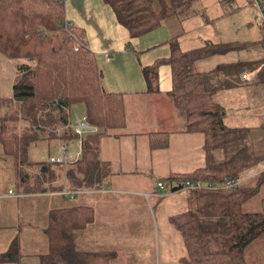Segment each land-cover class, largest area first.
I'll return each instance as SVG.
<instances>
[{
  "label": "trees",
  "instance_id": "trees-1",
  "mask_svg": "<svg viewBox=\"0 0 264 264\" xmlns=\"http://www.w3.org/2000/svg\"><path fill=\"white\" fill-rule=\"evenodd\" d=\"M198 1L104 0L133 39L183 16ZM261 2L264 6V0ZM66 21L65 0H0V54L21 62L12 97H0V146L13 164L19 195L47 193L53 190L48 186L64 175L72 190L90 187V178L100 165L101 138L126 127L124 95L105 89L103 71L89 49L85 31ZM254 45L235 42L183 52L174 38L170 41L171 56L144 68L147 93L155 94L160 90V67H171L170 95L185 113L186 133L205 136L206 167L170 176L165 182L177 184L173 192H182L181 184L187 181L217 186L227 180L241 181L245 172L264 163V155H255L247 144L250 131L229 128L223 107L214 100L217 92L237 85L236 80L222 78L241 74V66L223 65L207 73L196 69L202 59ZM79 106L99 132L83 139L70 131L59 134L58 130L70 122L72 109ZM79 139L82 157L70 162L68 169L49 160L31 159V148L39 142L51 147L58 141L67 144ZM149 140L153 150H164L170 145V134L151 133ZM263 185L264 172L255 185L242 183L237 190L183 191L188 194V211L173 217L171 223L185 239L186 264H264V253L256 252L264 244V200L258 213L243 210ZM94 221V211L88 207L52 211L46 229L50 252L41 264H99L100 255L79 253L73 241L77 232ZM20 259L15 242L0 256V264H18Z\"/></svg>",
  "mask_w": 264,
  "mask_h": 264
},
{
  "label": "crops",
  "instance_id": "crops-1",
  "mask_svg": "<svg viewBox=\"0 0 264 264\" xmlns=\"http://www.w3.org/2000/svg\"><path fill=\"white\" fill-rule=\"evenodd\" d=\"M199 1L198 9L193 7L183 16L167 20L156 31L133 39L104 0H65L67 21L85 31L89 49L103 71L105 89L124 95L126 127L116 135L101 138L100 165L90 178V187L72 190L66 175L48 186L53 190L43 194L19 195L17 187L7 191L0 187V256L18 242V264H41L42 257L50 252L46 234L50 213L88 207L94 211L95 221L74 235L79 253L100 255L99 264H186L185 239L171 219L188 211V194L184 198L182 194L187 192H173L177 184L165 180L206 167L205 136L186 133L185 113L174 105L170 95L171 67H160V90L155 94L147 93L144 68L168 59L174 38L183 52L210 45L254 43L250 49L202 59L196 69L199 71L198 65H203L199 72L207 73L223 65L241 66V74L222 78L236 80L237 85L217 92L214 100L225 111L226 125L249 130L247 144L251 152L264 155V21L259 19L260 11L253 0ZM248 13L252 16L249 20ZM14 61L15 79L21 62ZM244 75L248 79H243ZM158 132L170 134L167 149L151 148L149 135ZM7 163L16 186L13 164L10 160ZM263 172L264 167L241 181L247 184ZM160 183L164 189L159 188ZM10 191L18 197L10 196ZM169 199H175L177 209L157 216L155 206L163 201L165 205L173 204ZM144 225L153 232L150 240L147 238L149 250L130 246L135 238L118 235L115 227L123 226L128 232ZM33 232L36 237L24 238ZM37 241L41 249L29 250L28 246H36Z\"/></svg>",
  "mask_w": 264,
  "mask_h": 264
},
{
  "label": "rangeland",
  "instance_id": "rangeland-1",
  "mask_svg": "<svg viewBox=\"0 0 264 264\" xmlns=\"http://www.w3.org/2000/svg\"><path fill=\"white\" fill-rule=\"evenodd\" d=\"M200 2V1H199ZM196 3L194 5L195 9H198L199 7H197V5L199 4ZM196 6V7H195ZM157 9L159 8L158 6V2L156 5ZM191 10V9H190ZM249 16L248 20L251 19V15L250 13H248ZM14 63L15 61L12 59H8L6 57H4L3 55L0 54V97H4V98H11L13 95V84H14ZM205 64V63H203ZM211 64V63H210ZM198 70L200 71V69L203 67V65H198ZM72 113L73 114H79V115H83L85 114V109L83 106H79L76 108L72 109ZM80 141L79 140H74L73 144H69V148H70V152L71 153H78L80 151V146H79ZM56 145L55 146H51L48 147V145L45 142H39L37 144H35L32 148H31V159L33 161H37V162H41V161H46L49 159V154L52 155H56ZM8 160L3 152V148L2 146H0V187H3V191H7V189L9 188H15L16 186L14 185V182L12 181V171H11V167L8 165ZM264 167V163H261L260 165H258V167L254 168L253 170H249L248 172H245L242 176V179H244L248 173H252L255 172L257 170H260ZM168 183V182H167ZM247 186H253L255 185V180L251 181L249 183L246 184ZM161 194V193H160ZM187 193L182 194V196L185 198ZM264 200V185L261 187L260 191L258 192V194L256 196H254L253 198H251L250 200H248L243 207V210L245 213H258L262 210V202ZM169 203H173L171 205H165L164 201L161 203V205L158 207L155 206V210L157 213V216H161L162 212H164L165 214L169 213L172 211V209H177L176 207V202L175 199H169L168 201ZM179 204V203H178ZM161 213V215H160ZM152 215L153 214V209H152ZM39 222H37V224L35 225L36 228H39ZM116 227V232L118 233V235L120 236H126V238H135L133 243H129L130 246H134L137 249H139V247L141 249H145V250H149L151 247L150 242H148V240H150V236L151 230H149L150 228L147 225H144L143 227L140 226H136V227H132L133 230L132 231H124L123 230V226H115ZM37 234L36 233H31L30 235H24V238H34L36 237ZM148 238V240H147ZM143 239H145L146 241H143ZM43 246V245H42ZM29 250H34V249H41L40 247V242L37 241L36 242V246L33 245H29L28 246ZM256 252L257 253H264V244L261 246H258L256 248Z\"/></svg>",
  "mask_w": 264,
  "mask_h": 264
},
{
  "label": "built area",
  "instance_id": "built-area-1",
  "mask_svg": "<svg viewBox=\"0 0 264 264\" xmlns=\"http://www.w3.org/2000/svg\"><path fill=\"white\" fill-rule=\"evenodd\" d=\"M257 5L260 11L259 19L264 21V6L261 0H253ZM66 24L69 25L68 21ZM75 50H78L76 47ZM243 79H248V75H244ZM67 131L72 132V134L76 135L78 138L83 139L86 136L96 135L99 130L96 126L92 125L88 119V117L83 114H73L70 115V122L64 126L63 128L58 130V133H65ZM56 155H52L49 157V162L53 165H63L67 166L72 161H77L82 155V149L78 153H71L70 148L67 144L62 141H58L56 145ZM242 184V181L237 180H227L222 186H217L214 184H200L191 181L183 182L181 184L179 191H198V190H237ZM165 185L163 183L159 184L160 189H164ZM10 196L18 197V195L10 191ZM159 196V195H158Z\"/></svg>",
  "mask_w": 264,
  "mask_h": 264
}]
</instances>
